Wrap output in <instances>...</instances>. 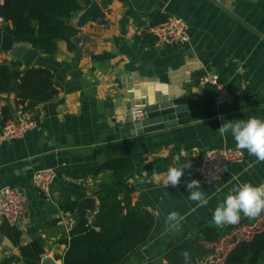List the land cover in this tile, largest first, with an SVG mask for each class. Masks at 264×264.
Masks as SVG:
<instances>
[{
    "label": "crops",
    "instance_id": "obj_1",
    "mask_svg": "<svg viewBox=\"0 0 264 264\" xmlns=\"http://www.w3.org/2000/svg\"><path fill=\"white\" fill-rule=\"evenodd\" d=\"M94 1L104 18L87 17ZM81 2L82 8L69 18L78 33L70 42L60 39L55 53L39 50L31 65L51 71L57 95L32 110L38 128L0 146V189L18 187L27 197L26 212L14 226L19 232L17 241L2 230L7 221L0 218V260L17 257L20 247L39 241L43 256L63 263L65 240L82 214L77 212L80 200L96 197L98 205L97 191L111 177L110 171H100L101 166L115 157H129L135 161L136 172L124 195L158 217L153 239L132 264H154L167 247L190 248L188 237L204 235L202 230L212 224L214 209L236 184L264 183V162H257L246 150V160L232 164L213 184H204L195 173L207 148L235 147L230 133L221 137L217 132L224 121L264 119V0ZM169 15L188 23L191 38L185 45H156L150 28ZM27 48L34 47L20 43L9 52H0V63L21 62L18 56ZM209 73L218 74L232 88L231 103L215 104V96L203 82ZM178 98L187 99L190 121L130 135L127 124L134 121L132 107ZM17 99L15 93L0 92V127L4 107L14 117L27 109ZM157 158L168 159L170 165L190 162L179 187L165 185L166 171L159 177L147 175L144 167ZM42 168L56 172L48 195L40 193L32 181L35 171ZM191 179L200 181V190L208 199L206 207H197L188 199L185 182ZM130 188L135 191L126 193ZM71 203H76L74 212L67 209ZM170 211L185 217L182 231L163 234ZM9 264L24 261L17 258Z\"/></svg>",
    "mask_w": 264,
    "mask_h": 264
},
{
    "label": "trees",
    "instance_id": "obj_2",
    "mask_svg": "<svg viewBox=\"0 0 264 264\" xmlns=\"http://www.w3.org/2000/svg\"><path fill=\"white\" fill-rule=\"evenodd\" d=\"M81 8V0H3L0 3V17L4 18V24L0 25V52L29 43L45 54L55 53L60 39L70 42L78 33L69 18ZM207 84L209 92L216 96V86ZM0 92L15 93L17 104L34 110L39 104L52 100L58 91L49 69L25 67L20 61H11L0 63ZM2 112L3 124L14 118L9 107H4ZM169 166L168 159L157 158L144 169L151 176L153 170L165 172ZM101 170L110 171L111 177L97 191L98 211L92 217L86 213L80 215L70 238L65 240L63 264H132L138 252L153 239L157 215L133 205L131 197L124 195L128 181L135 176V161L115 157L103 164ZM67 209L74 212L76 203H71ZM2 230L18 240L19 232L8 222L3 224ZM202 233L203 237L186 240L196 264H264V213L255 219L241 217L235 225L206 224ZM193 243L203 244V247ZM44 253L43 244L34 241L20 247L17 257L0 260V264H9L17 258L24 264H41ZM164 256L170 264H185L182 249L177 245L167 247Z\"/></svg>",
    "mask_w": 264,
    "mask_h": 264
},
{
    "label": "built area",
    "instance_id": "obj_3",
    "mask_svg": "<svg viewBox=\"0 0 264 264\" xmlns=\"http://www.w3.org/2000/svg\"><path fill=\"white\" fill-rule=\"evenodd\" d=\"M4 18L0 17V25ZM151 32L156 37V45H185L191 38L190 28L183 17L169 15L163 21L152 25ZM204 83L214 84L217 88L215 104L218 106L229 104L233 101L232 89L220 79L216 73H209L203 77ZM134 121L144 118L147 113L146 106H135L130 110ZM39 127V122L34 112L30 109H21L17 115L6 121L0 128V146L10 140L22 138L29 130ZM246 160L245 151L236 147H209L201 155L195 173L204 184H213L221 180L229 171L232 164ZM215 176L213 180L212 177ZM56 172L52 168H42L33 174V185L42 194H50ZM27 209V197L18 187H4L0 189V218L5 219L10 225L15 226Z\"/></svg>",
    "mask_w": 264,
    "mask_h": 264
},
{
    "label": "clouds",
    "instance_id": "obj_4",
    "mask_svg": "<svg viewBox=\"0 0 264 264\" xmlns=\"http://www.w3.org/2000/svg\"><path fill=\"white\" fill-rule=\"evenodd\" d=\"M223 120V117H221ZM221 137L231 134L237 150H246L250 156H254L257 162H264V119L249 117L247 120H226L217 129ZM191 168L189 161L170 165L164 173L166 186L179 187L185 174V169ZM153 175L159 177V173L153 170ZM215 179V176L212 177ZM189 190L188 199L196 202L197 207H206L208 199L201 191L200 181L191 179L185 182ZM264 213V183L253 185L250 182L236 184L226 195L223 202L219 203L212 214V224L216 227L235 225L241 215L255 219ZM185 217L177 211H170L166 216V227L163 234L179 233Z\"/></svg>",
    "mask_w": 264,
    "mask_h": 264
},
{
    "label": "water",
    "instance_id": "obj_5",
    "mask_svg": "<svg viewBox=\"0 0 264 264\" xmlns=\"http://www.w3.org/2000/svg\"><path fill=\"white\" fill-rule=\"evenodd\" d=\"M87 17L92 19L104 18L102 8L94 1L87 9ZM78 37H74L73 40L76 43L79 42ZM39 50L35 48H27L24 55H19L18 58L21 62L31 66L33 59L38 55ZM147 113L143 119L138 121H132L127 124L130 135L135 136L143 133H149L156 130L165 129L168 127L176 126L181 123H185L191 120L190 111L187 105L186 98H178L167 101H162L156 104H152L146 107ZM135 191V188H130L126 193ZM96 213L98 211L97 198L85 197L80 200L77 212ZM182 254L185 258V264H196L194 262V252L190 248L182 250ZM41 264H63L57 261L51 255H45L42 257ZM154 264H170L164 256L157 258Z\"/></svg>",
    "mask_w": 264,
    "mask_h": 264
}]
</instances>
